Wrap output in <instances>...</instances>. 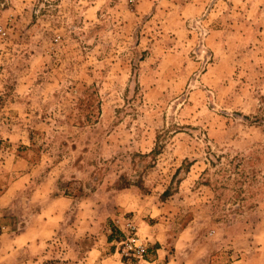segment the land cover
Wrapping results in <instances>:
<instances>
[{
  "label": "rangeland",
  "instance_id": "374dc122",
  "mask_svg": "<svg viewBox=\"0 0 264 264\" xmlns=\"http://www.w3.org/2000/svg\"><path fill=\"white\" fill-rule=\"evenodd\" d=\"M103 259L264 264V0H0V264Z\"/></svg>",
  "mask_w": 264,
  "mask_h": 264
},
{
  "label": "built area",
  "instance_id": "2783aa9c",
  "mask_svg": "<svg viewBox=\"0 0 264 264\" xmlns=\"http://www.w3.org/2000/svg\"><path fill=\"white\" fill-rule=\"evenodd\" d=\"M122 244L121 254L123 258L128 260L144 259L146 256V247L139 239L134 235H128L120 242Z\"/></svg>",
  "mask_w": 264,
  "mask_h": 264
},
{
  "label": "trees",
  "instance_id": "16d2710c",
  "mask_svg": "<svg viewBox=\"0 0 264 264\" xmlns=\"http://www.w3.org/2000/svg\"><path fill=\"white\" fill-rule=\"evenodd\" d=\"M83 109H85V108L83 107ZM89 109H91V107H89ZM258 159H259V158H257V160H258ZM248 163L252 164V163H254V161H253L252 159H250V160L248 161ZM239 175H240L241 177H244V180H243V181L249 179L250 182H252V181H254V178H255V169H253L251 173H250V171H246L245 169H242V171L239 172ZM121 179H122V177L120 178V180H121ZM237 181L241 182L240 179H237ZM241 183H243V182H241ZM125 186H126V185H120L119 188H122V187H125ZM240 190H241V189H240ZM235 191H237V189H235Z\"/></svg>",
  "mask_w": 264,
  "mask_h": 264
},
{
  "label": "crops",
  "instance_id": "0c3cea01",
  "mask_svg": "<svg viewBox=\"0 0 264 264\" xmlns=\"http://www.w3.org/2000/svg\"><path fill=\"white\" fill-rule=\"evenodd\" d=\"M101 263L102 264H110L109 259H103V261ZM116 264H130V263H126V262H123L122 260H120L119 262L117 261Z\"/></svg>",
  "mask_w": 264,
  "mask_h": 264
}]
</instances>
